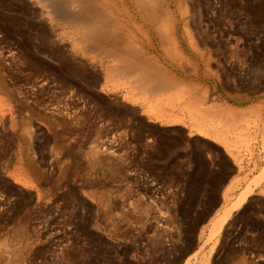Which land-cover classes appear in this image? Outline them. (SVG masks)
<instances>
[{
	"label": "rangeland",
	"instance_id": "374dc122",
	"mask_svg": "<svg viewBox=\"0 0 264 264\" xmlns=\"http://www.w3.org/2000/svg\"><path fill=\"white\" fill-rule=\"evenodd\" d=\"M33 1L0 0V264H264V223L252 218L264 215V0H163L197 75L132 5L121 18L118 33L161 68L210 87L206 108L218 95L260 104L225 125L185 108L178 88L150 94L132 75H107L114 58L80 48Z\"/></svg>",
	"mask_w": 264,
	"mask_h": 264
},
{
	"label": "bare ground",
	"instance_id": "6f19581e",
	"mask_svg": "<svg viewBox=\"0 0 264 264\" xmlns=\"http://www.w3.org/2000/svg\"><path fill=\"white\" fill-rule=\"evenodd\" d=\"M178 1L180 2V0H178ZM33 2H36V1H33ZM40 2L42 3L41 6L44 7V10L47 13L48 19L50 21H54V22H56V24L57 23H61V24L63 23L65 25L71 27V29H69V30H71L73 32V34L75 35V37L72 36L75 40V43L76 44L80 43L79 47L82 44L85 47V49H87V50L89 49V51L92 50L95 52V54L97 53V50L99 48L100 49L102 48L103 50H105L103 52H106V54H107V55H105L104 58H110V59L114 58V62L111 61V64L106 65V68L104 69V70H106L107 75H113V74L115 75V73H118V72L119 73L121 72L124 74L126 73L130 76L132 75V77L133 76L136 77L135 81L137 79L138 84H140L141 87L143 86L144 89L143 88L142 89L144 91L150 92V94L153 92H156V90H160V89L162 90L163 88L168 87L167 89L165 88V90L168 91V93H167V96H168L170 91L171 92L173 91L172 94H175V93L177 94L179 92L178 90L180 89V92H179L180 95H177V96H180L181 98H183L182 100H184V103L186 102V104H188V107H185L186 105L184 107L185 108L190 107L189 109L192 108L193 109L192 111H195V113H197L199 111V113L201 112L202 115L205 114V116H206V114H207V116H211V119L209 117V119L211 120L210 121L211 123L213 121H217V122H222L223 125H225L226 124L225 122H227V121L230 122V120H236L235 121L236 123H237V120H238V122H240L241 120H245L244 113H242L245 110H249L254 114H256V113L259 114V112L261 110V106L259 103H251V104H248L244 107H237L235 105L223 102L221 97H219V95L213 100L214 103L211 102L210 107L206 108L205 106H207V105H205V103H206L207 95L209 94L208 91H209L210 87L203 86L201 88V84H199V83L191 82V81L187 82V81H184L180 77H176L174 73L170 72L167 68L166 69L161 68L160 65H158L155 61H153V59H151L149 56H147L148 55V54H146L147 52L142 47H140L137 43L133 42L130 38L131 36H129L126 33H124V34L118 33L119 26H120L121 21H122L121 18L124 19L125 14H128V15H129V13L131 14L132 10L130 11L129 7L132 5L133 11H134L133 17L135 19H138L141 23H143L147 26L149 25L150 27H152L155 30L156 36H157V38H159V42L161 43V45L163 47H165V51H167L168 55L171 57V60L173 59L175 61V63H177L178 66L180 65L182 68L185 67V65H189L190 71L196 73L195 75H197V71H198L197 64H195L188 57V55L183 51V49L180 46V43L178 42V40L176 38L177 19L174 15H172L171 11L169 9H167V6H165V4L163 3V0H40ZM183 2H181V3H183ZM189 2H191V1H189ZM127 4L129 5V7L127 6ZM187 4L188 3L183 4L181 6H178L179 5V3H178V5H177L179 7V11L182 14V16H183V14H185V12L187 13L186 9H189L187 7ZM186 15H184V16L186 17ZM186 18H185V20H186ZM185 20H184V22L182 20L183 33L186 35L189 45L192 48H194L195 44H194V41L192 40V37L190 35L188 25H187L188 23L186 22L188 20H186V21ZM194 20H195V18H194ZM53 24H55V23H53ZM142 34H143L144 38L146 39V42L149 44L150 40H148V39L150 37L145 32H142ZM76 44H75V47H76ZM75 47H71V48H73V50H75L76 52L79 51L78 50L79 48L75 49ZM83 49H81V50L83 51ZM103 52L101 54H103ZM97 56H98V54H97ZM82 57H84V56H82ZM93 57L95 58L94 55H93ZM94 58H93V60H94ZM90 59H92V58H90ZM72 60H73V58H72ZM209 61L206 63H210ZM92 64H93V62H92ZM95 64H97L96 61H95ZM206 65L208 66V64H206ZM203 66H204L203 67L204 70H202V71H203V74L205 76L207 72L205 71V65H203ZM207 66H206V68H209ZM95 69H96V67H95ZM86 70H88V69H86ZM122 76H124V75H122ZM119 80H120V78H119ZM114 84H115V82H114ZM140 85H139V87H140ZM177 88H178V90H177ZM200 88L202 90H200V94H199L198 89H200ZM193 92H197L199 95L197 94V96H193V94H191ZM144 93H146V92H144ZM188 94L189 95L191 94V95L189 96ZM167 96H165V97H167ZM180 97L175 98V99H179ZM209 97H210V95H209ZM169 99L170 98H168V101H169ZM171 100H173V99L171 98ZM177 102L179 103L180 100H178ZM179 104L182 105L183 102L179 103ZM67 105H68V103H67ZM181 105H179V106H181ZM189 109H187V110H189ZM262 110H264V109H262ZM68 112H69V110H68ZM76 112H78V111H76ZM72 114H74V113H72ZM260 114H261V112H260ZM198 115H200V114H198ZM207 116L205 119H208ZM262 116H264V115H262ZM260 117H261V115H260ZM197 118H198V116H197ZM222 123H219V124H222ZM226 127H227V125H226ZM227 186H228V184L226 185L225 188H227ZM248 194H249V189H244L236 197L237 199L230 206L223 208V211L221 212L219 217L216 216L217 218H215L216 220L214 221V226H213L214 231H216V229H218L219 227L222 226V224L225 222V220L229 217L232 209L239 208L245 202V200L247 199L246 196H248ZM218 210L219 209H217L215 211L214 215L217 214ZM213 229H212V232H213ZM6 249H7L6 247H3V246L0 247V257H2L3 255H5L7 253ZM203 261H205V259ZM206 263L207 262H205V264Z\"/></svg>",
	"mask_w": 264,
	"mask_h": 264
},
{
	"label": "trees",
	"instance_id": "16d2710c",
	"mask_svg": "<svg viewBox=\"0 0 264 264\" xmlns=\"http://www.w3.org/2000/svg\"><path fill=\"white\" fill-rule=\"evenodd\" d=\"M259 200H261V199H260L258 196H255V197H249L248 201L243 205V207L240 209V211L238 212V214L244 212L252 202H254V201H259ZM190 211H191V210H190ZM261 213H264V212H261ZM252 218L258 220V221L261 222V223H264V215H262V214H259V213L252 214ZM242 228H243V225H241V227L239 228V231H241ZM239 231H238V232H239ZM257 232H258V235H259L260 237L264 238V228L259 227ZM217 254H218V253H217V251H216V253L214 254V258L216 257ZM225 255H226V254H225Z\"/></svg>",
	"mask_w": 264,
	"mask_h": 264
},
{
	"label": "water",
	"instance_id": "95a60500",
	"mask_svg": "<svg viewBox=\"0 0 264 264\" xmlns=\"http://www.w3.org/2000/svg\"><path fill=\"white\" fill-rule=\"evenodd\" d=\"M213 212V211H212Z\"/></svg>",
	"mask_w": 264,
	"mask_h": 264
}]
</instances>
